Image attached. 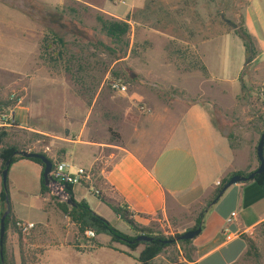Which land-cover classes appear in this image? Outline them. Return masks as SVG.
Segmentation results:
<instances>
[{"label":"crops","instance_id":"1","mask_svg":"<svg viewBox=\"0 0 264 264\" xmlns=\"http://www.w3.org/2000/svg\"><path fill=\"white\" fill-rule=\"evenodd\" d=\"M246 2L242 20L256 48L250 62L234 32L214 38L202 37L195 42L200 34L194 32L192 23L188 24L189 5L190 16L193 15L191 0H120L101 9L81 0H0V26L6 25L21 35L41 33L34 18H50L64 13L69 4H85L107 18L126 21L130 26L129 46L139 42V49H147L134 59L127 56L122 61L134 69L130 74L133 88L126 86L125 107L117 112L122 114V125L113 123L119 134L117 142L96 141L91 136L78 142L37 128L28 130L57 140L63 146L60 156L76 166L95 168L98 159L105 158L110 165L97 168V174L113 188L138 225L146 226L148 219L157 215L178 216L179 212L202 203L222 180L235 173L249 174L258 167L255 150L242 154L235 150L212 119L214 105L223 110L224 93L230 89L235 99L246 91L249 81L254 83L258 79L262 81L261 87L264 85V0ZM47 24L48 28L58 26L49 21ZM232 37L238 38L244 55L237 54L235 60L239 62L231 73L226 45ZM181 49H199V65L205 72L191 68L189 63L184 68L176 58L166 59L167 51L175 54ZM107 97L105 93H95L89 111L106 108L107 115L110 114L113 109L108 110L112 106ZM136 102L143 111L131 106ZM66 108L64 113L75 111L74 107ZM230 108L228 112H233ZM63 122L66 126L73 121L63 118ZM19 164L31 168L41 180V165L27 159H19L12 165ZM99 164L103 165L101 161ZM39 197L41 210L47 216L46 225L50 221V213L44 207L46 195L39 194ZM2 208L0 200V218ZM233 212L235 217L228 228L239 236L226 241L222 229ZM12 215L15 220L28 223ZM262 227L264 189L253 181L230 186L205 209L201 232L191 240L193 255L189 264H235L247 249L243 237L253 240Z\"/></svg>","mask_w":264,"mask_h":264},{"label":"rangeland","instance_id":"2","mask_svg":"<svg viewBox=\"0 0 264 264\" xmlns=\"http://www.w3.org/2000/svg\"><path fill=\"white\" fill-rule=\"evenodd\" d=\"M81 1L99 9L115 5L113 0ZM85 4H67L64 21L85 28L94 41L107 44L96 21V15L99 13ZM246 4V0H191L193 15L190 16L189 5L188 24L192 23L194 32L200 34L195 42L205 37L214 38L223 33H232L235 29L225 20L237 28L243 21L242 13ZM43 19L42 16L33 19L40 25L41 33L31 36L21 35L6 25L0 26V102L11 101V96L14 95V103L9 109L14 112L15 125L22 128L13 131L12 141L26 145L24 151L42 152L52 162H56L64 160L60 156L63 146L57 140H51L28 129L45 130L55 137L65 135L78 142L85 140L87 136L96 141L109 139L117 142L119 138L113 133L119 134L113 125L116 122L122 125V114L117 112L124 109L127 96L123 95L125 92L112 91L109 83L113 80L120 81L129 89L133 88L130 74L134 69L122 61L127 56L134 59L147 49H139V42H134L129 46L124 59L112 62L111 57L101 47L93 48L80 40L75 42L68 35V26L65 30L59 29L58 26L48 28L47 21ZM129 34L130 30L126 37L128 41L131 38ZM62 36L68 43L64 48L55 46L53 53L44 49L45 39L50 41L53 37ZM227 43L230 44L226 47L232 73L236 70L234 66L239 62L235 60L237 54L242 53L243 56L244 52L241 51L238 38H229ZM198 52L199 49H181L175 54L167 51L164 55L167 60L176 58L182 67L188 63H196L198 68L195 70H199ZM262 70L264 71V66ZM262 74L264 76L263 72ZM253 82H247V93L244 91L235 99L231 95L233 90L224 93L226 100L223 110L218 105H214L212 110L213 122L228 138L231 146L241 154L249 151L254 153L263 131L264 98L258 96L262 81L256 79ZM95 93H105L108 96V104L112 106L108 110L113 109L110 114L107 115L106 108L99 110L96 107L92 113L89 111ZM200 100L205 101L204 98ZM131 106L138 109L140 107L138 102ZM65 107L66 110H69L68 107H74L75 111L64 113ZM228 107H231L233 112H228ZM6 112L7 110H3L0 114ZM63 118H72V124L65 126ZM84 124L86 128L88 126L87 129ZM98 160V165L101 161L103 167H109L110 164L105 158ZM6 191L12 214L34 225L31 231L21 234L22 253L19 251L16 231L10 228L7 230L5 248L12 256L13 264H138L136 258L142 247L130 251L125 246L110 243L108 236L87 238L85 232L82 235L78 226L61 212L57 206L58 201L50 194H46L44 206L50 213V221L44 225L47 216L41 210L40 179L31 168L21 164L12 165L8 169ZM72 193L75 198L84 199L92 211H97L118 231L129 236L135 235L126 223L114 217L105 203L89 194L86 189L75 186ZM208 199L189 210L179 212L178 216L157 215L149 218L146 226H137L152 236L174 238L193 228ZM253 241L258 259L244 255L235 264H264V228L256 231ZM192 255L190 245L174 242L164 248L152 260V264H189L184 257L191 258Z\"/></svg>","mask_w":264,"mask_h":264},{"label":"trees","instance_id":"3","mask_svg":"<svg viewBox=\"0 0 264 264\" xmlns=\"http://www.w3.org/2000/svg\"><path fill=\"white\" fill-rule=\"evenodd\" d=\"M43 21H49L52 24H58V28L61 30H65L68 28V35L71 36L74 41H82L87 42V44L93 48L102 50L111 57L112 62H117L125 58L127 50L129 48V41L126 40V37L129 33L130 26L126 21H119L112 18H106L101 14L96 15V21L100 26V32L102 37L105 38L107 44L100 41H94L93 38L87 33L85 28L79 27L75 23H66L65 20V12H61L59 15H54L52 17H43ZM66 26H68L66 28ZM234 34L241 40L242 45L245 50V56L248 62H250L254 56L256 55V48L254 45V41L252 37L248 34L247 30L244 27L243 21L241 24L235 28L233 31ZM44 49L46 51L54 52L55 46L65 47L68 43L64 37H53L50 41L45 39L43 41ZM132 52V50H131ZM60 55V53H58ZM191 68L197 69L198 65L195 63L189 64ZM199 70L205 72V69L199 65ZM13 101L8 100L6 102H0V111L7 110L11 105H13ZM18 130V125L12 127H0V176L1 172L5 169V163L9 161V167L15 163L19 159H23L18 156H14L13 153L16 151H24L26 149V145H21L17 142L12 141V136H14L13 131ZM263 131H264V123H263ZM261 131V133L263 132ZM260 133V135H261ZM115 137L119 138V135L113 133ZM260 137V136H259ZM259 140V139H258ZM258 143V141H257ZM256 143V145H257ZM255 153H256V146H255ZM41 154H44L40 152ZM264 155V151H263ZM36 162L37 164L41 165L43 169V164L38 160H31ZM52 161V160H51ZM258 161V160H257ZM54 162H52L53 164ZM259 164V163H258ZM103 165L97 164L95 166V173L97 175V180L95 181V186L99 190L98 199L105 203L109 209L113 212L114 216L119 219L120 221L126 223L130 229L135 232L134 236H129L124 234L117 229H115L109 222L104 220L102 217L96 215L94 212L90 210L87 203L84 200H77L74 195L72 194V188L70 186L67 187V192L70 195V200L73 203V206H68L65 203H60L58 201L57 206L61 210L62 213L67 215L71 221L78 226L79 232L83 235L86 231H93L95 236L97 235H106L110 238V243H116L122 246H125L130 251H135L138 247H142L141 251L139 252L136 261L138 264H152V260L158 256L164 248L171 246L174 244L166 243L168 240H173L179 235H176L174 238H164L158 236H152L148 234L145 229H141L137 226L136 222L133 219V213L130 212L126 205L121 201L118 197L117 193L110 187L97 173V168L100 170ZM107 170V169H106ZM242 176H246L248 174L243 173H235ZM229 178L224 179L221 181L219 186L215 189L214 193L211 197L206 201L205 207L197 217L196 223L191 229H195L198 226L202 228V219L204 216L205 209L211 205L213 202H216L218 199V194L220 193L222 187L225 185ZM255 182L260 188L264 189V172L260 175L254 176L251 180ZM41 197H44L48 194V189L44 186L42 182V178L40 180V192ZM6 190L2 187L0 192V200L2 204V214L6 209ZM15 218L13 217L11 211L5 218V235L3 241V251H2V264H13V258L6 252L5 244H6V232L7 230L14 229L17 233L18 241H19V251L22 253V238L21 233L15 228ZM263 228V227H262ZM139 235H144L147 237H151L153 240L151 242H137L135 239ZM244 241L247 245V249L245 252L246 256H252L254 259H258V253L254 244V241L251 238L246 236L243 237ZM181 245H190L192 241H179ZM185 261L190 262L191 258L184 257ZM1 264V261H0ZM22 264H25L24 262Z\"/></svg>","mask_w":264,"mask_h":264},{"label":"built area","instance_id":"4","mask_svg":"<svg viewBox=\"0 0 264 264\" xmlns=\"http://www.w3.org/2000/svg\"><path fill=\"white\" fill-rule=\"evenodd\" d=\"M114 3L120 0H113ZM110 89L115 92L123 93L126 91V86L120 81H111L109 83ZM258 96L264 98V85L260 88ZM14 95L11 96L13 101ZM139 110L143 111L142 107ZM14 112L11 109H7L6 113L0 114V126L12 127L15 126ZM50 183L46 187L48 194L55 197L60 203H65L70 199V195L67 192V187L74 186L84 187L93 196L98 197L99 190L95 186L97 175L94 168H85L76 166L69 161L61 160L54 161L51 171L49 173ZM235 213H231L229 218L225 221V226L222 229V235L225 236L226 241H231L235 237L239 236V233L230 232L228 225L233 221ZM15 228L21 233L26 234L34 228L33 224L23 223L21 221L15 222ZM85 236L87 238H94L95 233L93 231H86Z\"/></svg>","mask_w":264,"mask_h":264},{"label":"water","instance_id":"5","mask_svg":"<svg viewBox=\"0 0 264 264\" xmlns=\"http://www.w3.org/2000/svg\"><path fill=\"white\" fill-rule=\"evenodd\" d=\"M225 22L227 24H229L233 29L236 28V26L233 23H231L227 20H225ZM263 151H264V131L261 133L259 140H258V143L256 145V157H257V160L259 163L258 167L253 172L249 173L246 176H242L239 174H233L232 176H230L229 179L227 180V182L225 183V185L222 187L220 193L218 194L217 199H219L222 196V194L224 193V191L226 189H228L230 186L237 184V183H243V182L251 181L254 178V176L260 175L264 172ZM13 155L21 157L23 159H27V160H38V161H40L43 164V169H42V173H41L42 182H43L45 187H47L49 185V183H50L49 173H50L51 168H52V161L47 156H45L44 154H41V153L31 152V151H16L13 153ZM8 167H9V161H7L5 163V169L1 172V176H0L2 187L4 188V190H6ZM5 202H6V209L0 218V261H1V264H2L3 241H4V235H5V218L7 217V215L10 212V208L8 205L7 191H6ZM213 203H215V202H213ZM66 204L68 206H71V207L73 206V203L70 199L67 200ZM200 232H201V228L198 226L195 229H190V230H187V231L181 233L174 240L167 241V242L172 243V242L193 240L200 234ZM135 240L137 242H151L153 239L151 237L139 235L136 237Z\"/></svg>","mask_w":264,"mask_h":264}]
</instances>
